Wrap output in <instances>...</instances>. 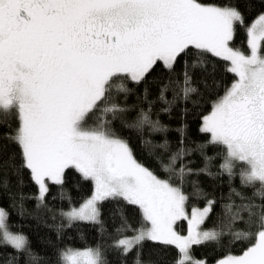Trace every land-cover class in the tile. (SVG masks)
<instances>
[{"label":"snow or ice","instance_id":"snow-or-ice-1","mask_svg":"<svg viewBox=\"0 0 264 264\" xmlns=\"http://www.w3.org/2000/svg\"><path fill=\"white\" fill-rule=\"evenodd\" d=\"M238 29L244 30L247 53L235 43ZM210 57L234 78L201 116L199 131L207 139L189 147L182 124L173 148L160 113L180 107L184 116L188 103L198 106V85L208 90L205 77L217 71ZM158 66L168 75L156 100H148L145 88V105H128V83L146 85ZM116 122L142 137L160 174L137 160ZM0 139L18 150L5 159L7 146L0 145V169H11L19 185L26 170L37 190L13 193L0 174V193L13 201L34 199L37 209L51 212L47 196L59 186L69 207L53 218L58 214L67 227L97 224L101 232L103 202L135 206L137 223L121 213L108 245L121 256L135 252L134 264H143L145 241L175 246L174 264H208L193 257L192 246L225 239L244 246L217 264H264V10L247 21L240 0H0ZM209 147L221 150L219 174L238 178L239 188L230 187L219 223L203 228L216 201L191 178L213 175ZM196 151L204 159L199 169L188 159ZM68 170L92 185L79 206L63 188ZM201 199L203 207L192 203ZM7 217L0 207V247L35 258L27 237L12 232ZM182 222L187 235L181 234ZM58 264H108L105 246L65 249Z\"/></svg>","mask_w":264,"mask_h":264},{"label":"trees","instance_id":"trees-1","mask_svg":"<svg viewBox=\"0 0 264 264\" xmlns=\"http://www.w3.org/2000/svg\"><path fill=\"white\" fill-rule=\"evenodd\" d=\"M241 10L245 11L247 21H252L258 12L264 10V0H240ZM245 35L243 29H238L236 45L247 53L248 49L244 43ZM217 71L214 76L205 77L209 82L208 90H205L203 84H199L203 96L198 99V106L192 103L187 105V114L182 116L181 108L177 107L171 113H160V119L169 126L168 139L173 148L176 146L179 133L176 131L182 124H187L186 144L189 147H195L197 143L204 142L207 137L199 131L202 114H207L210 110L211 101L217 95H222L225 86L230 85L233 75L223 71V62L216 58L210 57ZM168 73L162 67L156 70L148 77V83L135 85L128 83L132 92L127 97V104L130 106H144L145 88L148 89V100L155 101L158 88L166 80ZM202 73H196L197 81L200 80ZM215 80L216 87H211L212 80ZM171 99V93L168 94ZM159 104H154V111L159 109ZM133 113L129 114V119ZM116 130L125 139L128 140L134 156L139 162L160 174L159 166L155 155L142 143V137L134 130L121 127L119 122L115 124ZM160 136H155L154 140H159ZM0 145H5L4 158L11 152L18 151L15 146L9 145L6 140L0 139ZM208 156L213 157L209 162V169L212 176L201 175L192 177L198 179L201 187L209 194L210 199L216 201L215 207L208 219H206L203 228H211L218 224V214L221 213V204L229 194L230 187L239 188V179L229 180L226 175L219 174L218 165L220 163L222 152L219 148L209 147L206 150ZM191 160V167L199 169L204 166V159L196 151L188 158ZM0 174H6L10 180V191L13 193L23 192L25 196L34 195L36 187L29 180V173L25 170L20 179L22 185L18 184V177L13 174L11 169H0ZM64 191L70 196L71 202L79 206L84 196L90 195L92 185L90 182H84L80 179L78 173L68 170L65 177ZM190 190V186H189ZM246 192L245 189H240ZM59 186H52L47 196L46 204L52 211L47 208H36L34 199H24L13 201L10 199L8 192L0 193V207L6 209L8 217L6 220L12 232L23 233L28 239V247L35 258L27 252L18 254L11 247H0V264H58L59 254L65 249H82L92 248L103 244L105 246V258L108 264H134L136 253L133 252L128 256H121L108 245L115 235V229L120 224L121 213L126 215L129 222L136 224L139 219V210L135 206H129L122 200H108L100 205L101 220L103 221L104 231L101 232L100 225L90 222H74L71 227H67V221L58 214L53 218L54 213H58L61 208L67 210L69 202L67 199L61 200ZM53 197H56L53 199ZM234 199H237L234 197ZM237 202L238 199H237ZM22 203V207L19 205ZM192 203L200 207L204 206V200H193ZM64 225V227H60ZM181 233L186 231V222L181 223ZM241 242H228L227 239L222 244H203L193 245L191 253L196 259H206L208 264H214L228 254L239 255L243 248ZM140 257L143 264H174L177 257L175 246H165L154 241H145L140 249Z\"/></svg>","mask_w":264,"mask_h":264},{"label":"rangeland","instance_id":"rangeland-1","mask_svg":"<svg viewBox=\"0 0 264 264\" xmlns=\"http://www.w3.org/2000/svg\"><path fill=\"white\" fill-rule=\"evenodd\" d=\"M202 227H203V226H202ZM181 234L187 235V223H186V231H185L184 233H181ZM83 249H85V248H82L81 250H83ZM201 260H203V259H201ZM214 264H217V262L214 263Z\"/></svg>","mask_w":264,"mask_h":264}]
</instances>
